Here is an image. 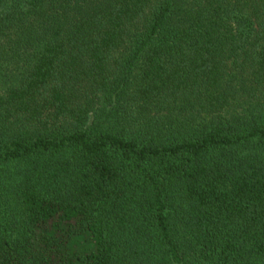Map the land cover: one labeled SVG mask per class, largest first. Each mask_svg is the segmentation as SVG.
<instances>
[{
	"label": "trees",
	"instance_id": "obj_1",
	"mask_svg": "<svg viewBox=\"0 0 264 264\" xmlns=\"http://www.w3.org/2000/svg\"><path fill=\"white\" fill-rule=\"evenodd\" d=\"M0 264H264V0H0Z\"/></svg>",
	"mask_w": 264,
	"mask_h": 264
}]
</instances>
